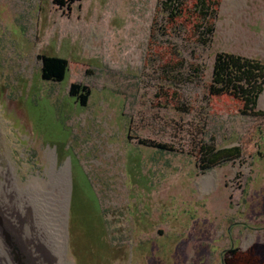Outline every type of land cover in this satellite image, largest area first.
<instances>
[{
	"label": "rangeland",
	"instance_id": "374dc122",
	"mask_svg": "<svg viewBox=\"0 0 264 264\" xmlns=\"http://www.w3.org/2000/svg\"><path fill=\"white\" fill-rule=\"evenodd\" d=\"M157 1L0 0L1 165L64 169L67 264H264V89L256 117L207 92L216 53L264 61V0H219L206 45ZM204 147L238 157L200 171Z\"/></svg>",
	"mask_w": 264,
	"mask_h": 264
},
{
	"label": "bare ground",
	"instance_id": "6f19581e",
	"mask_svg": "<svg viewBox=\"0 0 264 264\" xmlns=\"http://www.w3.org/2000/svg\"><path fill=\"white\" fill-rule=\"evenodd\" d=\"M1 162L0 158V258L3 264H67L68 182L64 169L56 171L52 160L46 172L47 180L32 178L21 184L12 164L3 167ZM210 177L212 174L208 179ZM209 184L206 182L204 186Z\"/></svg>",
	"mask_w": 264,
	"mask_h": 264
},
{
	"label": "trees",
	"instance_id": "16d2710c",
	"mask_svg": "<svg viewBox=\"0 0 264 264\" xmlns=\"http://www.w3.org/2000/svg\"><path fill=\"white\" fill-rule=\"evenodd\" d=\"M219 0H158V12L176 19L187 14L194 19V34H199V42L206 45V37L212 29ZM40 77L43 80L60 82L68 72V62L60 57L40 56ZM264 89V61L246 58L227 52H218L211 66L210 81L207 92L210 96H227L236 100L242 115L256 117L262 115L257 110V101ZM68 94L75 98L76 103L85 106L89 99V91L78 84H71ZM165 149L163 145H157ZM236 149L203 148V156L197 167L200 171L210 170L222 163L238 157ZM229 255L234 249L227 251Z\"/></svg>",
	"mask_w": 264,
	"mask_h": 264
},
{
	"label": "water",
	"instance_id": "95a60500",
	"mask_svg": "<svg viewBox=\"0 0 264 264\" xmlns=\"http://www.w3.org/2000/svg\"><path fill=\"white\" fill-rule=\"evenodd\" d=\"M0 264H3V262H2V260H1V258H0Z\"/></svg>",
	"mask_w": 264,
	"mask_h": 264
}]
</instances>
